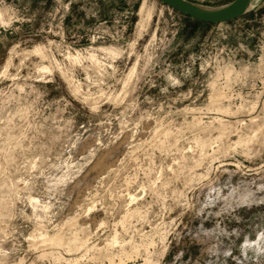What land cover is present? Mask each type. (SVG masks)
Returning a JSON list of instances; mask_svg holds the SVG:
<instances>
[{
	"label": "rangeland",
	"instance_id": "rangeland-1",
	"mask_svg": "<svg viewBox=\"0 0 264 264\" xmlns=\"http://www.w3.org/2000/svg\"><path fill=\"white\" fill-rule=\"evenodd\" d=\"M0 264H264V0H0Z\"/></svg>",
	"mask_w": 264,
	"mask_h": 264
},
{
	"label": "water",
	"instance_id": "water-1",
	"mask_svg": "<svg viewBox=\"0 0 264 264\" xmlns=\"http://www.w3.org/2000/svg\"><path fill=\"white\" fill-rule=\"evenodd\" d=\"M184 16L209 24H218L238 18L251 10L252 0H231L230 2L209 7L189 0H157Z\"/></svg>",
	"mask_w": 264,
	"mask_h": 264
},
{
	"label": "bare ground",
	"instance_id": "bare-ground-1",
	"mask_svg": "<svg viewBox=\"0 0 264 264\" xmlns=\"http://www.w3.org/2000/svg\"><path fill=\"white\" fill-rule=\"evenodd\" d=\"M140 29H142V26L140 27ZM113 259V258H112Z\"/></svg>",
	"mask_w": 264,
	"mask_h": 264
}]
</instances>
